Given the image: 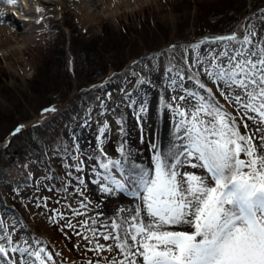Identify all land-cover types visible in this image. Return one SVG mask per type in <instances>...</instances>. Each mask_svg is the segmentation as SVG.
<instances>
[{
  "label": "rangeland",
  "instance_id": "obj_1",
  "mask_svg": "<svg viewBox=\"0 0 264 264\" xmlns=\"http://www.w3.org/2000/svg\"><path fill=\"white\" fill-rule=\"evenodd\" d=\"M28 1L17 0L19 7ZM142 2L141 10L131 8L126 17L119 11L112 15L99 7L106 17L97 24L79 21L75 12H58L44 41L20 43L24 48L19 56L26 64L23 72L12 57L0 60V223L4 225L0 234L6 229L15 245H30L29 251L43 248L53 253L49 264H88L89 261L109 264L112 257L119 259L115 252L89 251L97 238L84 226L87 222L97 227L91 225L90 217L96 218V212H105L118 201L112 194L101 196L98 185L92 183L97 178L93 168L103 171L98 168L103 157L100 161L87 159L99 155L98 128L105 121L110 126L101 145L108 157L124 162L117 152L124 144L131 162L139 157L149 162L147 153L150 154L151 142H155L153 127L159 118L156 104H161V97L170 103L171 96L184 94L181 84L188 90L201 91L194 82L179 79L187 71L185 57L196 55L190 45L205 37L233 31L240 35L256 31L254 43L264 40V0ZM17 10L13 11L15 16L19 14ZM8 26L16 30L15 25ZM93 41H106L108 45L95 48ZM213 47L216 45L205 44L201 50ZM169 68L173 70L171 73L167 71ZM14 69L19 74L14 75ZM103 69L107 73L97 77ZM140 80L145 83L141 84ZM219 102L235 114L223 98ZM141 106L146 109L142 119L143 140L136 122ZM49 107L55 111L41 115ZM163 109L175 123L174 113ZM14 121L25 126L16 135L7 132ZM241 131H244L242 125ZM5 150L15 156L16 163L7 164ZM77 158L85 161L83 173L69 167L79 162ZM77 175L83 176L84 185L79 184ZM81 191L83 196L79 195ZM116 193L126 199L133 198L125 192ZM85 198L92 202L87 209L80 207V201ZM69 205L84 214L73 215ZM66 221L75 227H65ZM0 243L7 247L6 242ZM100 243L113 242L100 240ZM10 257L19 259V254L10 253Z\"/></svg>",
  "mask_w": 264,
  "mask_h": 264
},
{
  "label": "snow or ice",
  "instance_id": "obj_2",
  "mask_svg": "<svg viewBox=\"0 0 264 264\" xmlns=\"http://www.w3.org/2000/svg\"><path fill=\"white\" fill-rule=\"evenodd\" d=\"M0 3L14 6L17 0ZM13 15L0 12V23H12ZM256 35V31L243 35L233 31L190 45L195 58L186 56L187 71L178 75L181 82H194L201 91L188 90L181 84L184 94L171 96L170 103L161 97V105L174 113L175 139L167 147L151 142L150 167L131 162L124 144L117 149L124 162L108 157L101 145L110 126L105 121L98 128L99 155L87 159L100 161L103 157L98 163L103 171L93 168L97 178L92 183L102 193L125 192L139 203L119 208L111 218L103 211L96 212V218L90 217L91 225L98 227L84 224L97 238L89 251L115 252L120 259L114 256L109 264H264V40L254 43ZM205 44L216 47L201 50ZM53 111L54 107L45 108L41 115ZM145 111L141 106L136 115L142 140ZM24 127L18 125L11 134L20 133ZM120 130L123 132V127ZM73 144L79 148L75 139ZM77 159L79 162L69 167L83 173L85 161ZM76 179L85 184L83 176ZM79 195L83 196V191ZM91 203L82 199L80 207L87 209ZM68 207L75 216L84 214ZM100 218L108 222L102 223ZM65 227L75 226L66 221ZM100 228L106 231L101 233ZM0 229H4L2 223ZM0 241L7 244L0 243L4 262L49 264L53 260V253L43 248L29 251L30 245H15L6 229ZM10 253H18L19 259L10 257Z\"/></svg>",
  "mask_w": 264,
  "mask_h": 264
},
{
  "label": "bare ground",
  "instance_id": "obj_3",
  "mask_svg": "<svg viewBox=\"0 0 264 264\" xmlns=\"http://www.w3.org/2000/svg\"><path fill=\"white\" fill-rule=\"evenodd\" d=\"M99 7L102 10L109 11L112 15H114L116 11H119L122 17H126L128 10L131 8L137 11L141 10L143 2L142 0H29L28 3L22 7H19L18 2L14 6L0 3V12L13 13L15 9H18L17 14L19 13L12 17L11 24L16 26V30L10 29L8 26L9 23H0V60L12 57L16 65L20 67V72H23L26 69V64L23 63V59L19 56L22 55V48H24L20 45L21 42L30 44L32 41H44L46 35L49 33L48 27L54 22V17L58 12H75L81 22L101 23L106 17V14L100 11L101 9L99 10ZM12 72L14 75L19 74L17 69L12 70ZM156 109L158 110L157 116L159 118L153 127L155 142L167 147L170 142L175 139V123H172L168 119V116L164 114L165 110L161 104L157 103ZM69 135L71 136V134ZM152 154V150L150 154L147 153L150 160L152 159ZM150 160L149 162L143 161L142 157L141 159L139 157L137 161L135 160L134 162L141 164L143 167H150L152 162ZM104 195L103 193L101 196ZM112 195L118 201L114 203V206L112 205L111 209L108 207L109 210H104L105 216L108 218H111L119 208H132L139 203V201L134 198L126 199L121 197L118 193ZM97 197L99 198L100 196L97 195ZM123 215H127V213ZM100 219L102 223L108 222V220L104 218ZM101 230L105 229L100 228V231ZM0 264H11V260L4 262L2 258H0Z\"/></svg>",
  "mask_w": 264,
  "mask_h": 264
},
{
  "label": "trees",
  "instance_id": "obj_4",
  "mask_svg": "<svg viewBox=\"0 0 264 264\" xmlns=\"http://www.w3.org/2000/svg\"><path fill=\"white\" fill-rule=\"evenodd\" d=\"M108 45V43L106 41H93L92 42V46L95 48H99V47H103L105 48ZM115 44L111 45V47H113ZM111 67V66H109ZM108 69V68H107ZM107 73V70L105 71V69L101 70L100 73L97 75V77L99 76H104ZM89 80V79H88ZM90 81V80H89ZM93 82V81H91ZM83 88L82 86H78V89ZM18 121H14L10 124V127L8 128L7 132H10L14 127H16V125L18 124ZM7 153V164H14L15 162V156L11 153H9L8 150H5ZM2 168V166L0 165V169Z\"/></svg>",
  "mask_w": 264,
  "mask_h": 264
}]
</instances>
